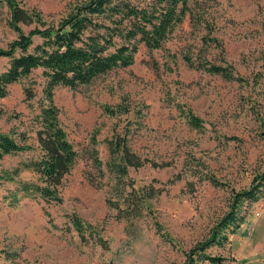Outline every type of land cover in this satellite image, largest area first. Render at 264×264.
Masks as SVG:
<instances>
[{"label":"rangeland","instance_id":"1","mask_svg":"<svg viewBox=\"0 0 264 264\" xmlns=\"http://www.w3.org/2000/svg\"><path fill=\"white\" fill-rule=\"evenodd\" d=\"M17 1L49 22L86 0ZM188 7L186 19L160 49L140 44L132 66L76 90H53L52 103L76 162L63 180L59 204L20 191L21 183L35 181L30 171L0 180V264H184L185 254L230 210L232 192L248 188L264 170V0H192ZM9 20L0 0L3 49L17 38ZM33 28L21 25L24 33ZM38 43L34 38L33 45ZM201 60L226 61L246 83L200 70ZM8 64L0 58V74ZM44 85L41 70H35L0 98V133L16 141L25 136L34 148L3 157L0 179L37 156L36 116L48 103ZM119 106L129 113L108 114ZM188 112L201 120L202 129L188 126ZM118 136H126L141 160L158 166L128 169L136 187L154 190L148 207L132 221L120 219L108 205L115 193L107 142ZM246 206L245 224L228 236L225 247L206 251L224 257L222 264H264V198ZM72 215L97 230L104 245L81 242ZM154 218L170 241L156 232Z\"/></svg>","mask_w":264,"mask_h":264},{"label":"trees","instance_id":"2","mask_svg":"<svg viewBox=\"0 0 264 264\" xmlns=\"http://www.w3.org/2000/svg\"><path fill=\"white\" fill-rule=\"evenodd\" d=\"M9 9L10 28L17 38L6 48H0V58L9 59L7 69L0 74V98L7 96L9 85L28 77L35 70H41L45 80L43 100L36 116L35 130L37 156L11 173L5 172L0 180L13 181L22 171H30L35 181L21 183L20 191L35 195L47 203L62 201L61 187L76 162L77 154L62 129L52 93L56 87L76 90L91 84L101 76L116 69L132 66L140 44L148 50L160 49L169 33L182 24L189 12L192 0H86L74 4L68 13L56 21H44L35 11L24 10L17 0H2ZM21 25H34L24 33ZM40 43L33 45V39ZM192 64V63H191ZM200 70L221 77L225 81L240 84L246 80L234 72L226 61L216 65L201 60ZM29 96V100L33 99ZM119 106L108 109V114L126 115L129 109ZM187 124L191 129H202L201 120L188 112ZM126 136L108 141L110 160L108 171L113 175V202L108 205L117 211L120 219L132 221L138 217L145 205L153 198V189L136 187L128 179V169H138L146 164L158 167L148 160H141L128 146ZM25 136L16 141L8 133H0V160L8 155L31 151ZM94 165L100 169L101 162L94 156ZM264 198V170L256 173L248 188L232 192L230 210L211 229L207 239L192 247L186 254L184 264H222L224 257H213L206 253L211 248L223 249L228 236L237 233L245 224L246 210ZM74 232L83 243L93 240L104 245L99 232L85 225L76 215L70 216ZM154 228L162 238L170 241L169 235L154 218Z\"/></svg>","mask_w":264,"mask_h":264}]
</instances>
